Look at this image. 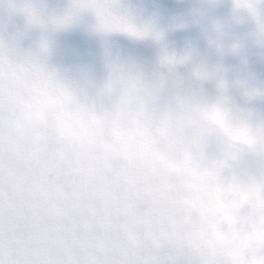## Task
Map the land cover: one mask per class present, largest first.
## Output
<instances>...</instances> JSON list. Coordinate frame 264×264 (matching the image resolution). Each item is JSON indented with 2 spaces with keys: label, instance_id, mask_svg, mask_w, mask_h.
<instances>
[{
  "label": "snow or ice",
  "instance_id": "snow-or-ice-1",
  "mask_svg": "<svg viewBox=\"0 0 264 264\" xmlns=\"http://www.w3.org/2000/svg\"><path fill=\"white\" fill-rule=\"evenodd\" d=\"M260 5L232 0L264 47ZM85 14L102 38L159 44L120 0L3 5L0 264H264V85L163 49L150 66L106 54L102 74L50 63V35ZM209 43L241 48L219 24Z\"/></svg>",
  "mask_w": 264,
  "mask_h": 264
}]
</instances>
